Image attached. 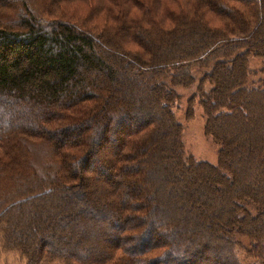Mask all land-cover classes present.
Returning a JSON list of instances; mask_svg holds the SVG:
<instances>
[{
    "label": "trees",
    "instance_id": "16d2710c",
    "mask_svg": "<svg viewBox=\"0 0 264 264\" xmlns=\"http://www.w3.org/2000/svg\"><path fill=\"white\" fill-rule=\"evenodd\" d=\"M16 1L0 0L5 249L27 264H236L237 231L264 244V0ZM196 80L218 165L186 156L172 112Z\"/></svg>",
    "mask_w": 264,
    "mask_h": 264
},
{
    "label": "rangeland",
    "instance_id": "374dc122",
    "mask_svg": "<svg viewBox=\"0 0 264 264\" xmlns=\"http://www.w3.org/2000/svg\"><path fill=\"white\" fill-rule=\"evenodd\" d=\"M16 1V0H15ZM17 2V1H16ZM19 2V1H18ZM39 5L45 2V6L52 7L59 4V0H37ZM95 2V1H94ZM14 5H17L14 3ZM66 11L73 21L80 26L91 28V16L86 10L75 5H66ZM65 9V8H64ZM65 12H61L63 15ZM94 23L102 25L100 19ZM90 25V26H89ZM97 25L94 26V28ZM261 62L251 61V67L260 68ZM197 80L190 88L178 87L176 91L177 100L173 103L172 112L177 122L182 126V141L186 156L193 157L196 161H204L213 165H218L220 160L221 145L216 144L214 140L207 135L205 126V116L202 108L199 106L198 99H195ZM237 154V153H236ZM224 171V169H223ZM257 177V176H256ZM254 175V180H256ZM234 183L231 185L233 186ZM236 244L233 252L236 264H264V244L254 243L251 233L248 234L237 231ZM0 264H27L21 255L14 251L5 249L0 236Z\"/></svg>",
    "mask_w": 264,
    "mask_h": 264
}]
</instances>
